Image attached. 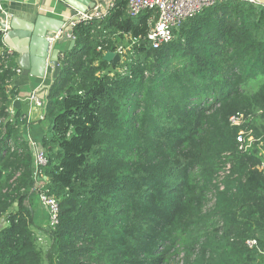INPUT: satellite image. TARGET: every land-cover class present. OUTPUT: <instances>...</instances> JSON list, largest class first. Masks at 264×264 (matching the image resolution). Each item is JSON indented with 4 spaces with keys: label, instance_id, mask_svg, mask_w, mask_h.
Returning <instances> with one entry per match:
<instances>
[{
    "label": "trees",
    "instance_id": "1",
    "mask_svg": "<svg viewBox=\"0 0 264 264\" xmlns=\"http://www.w3.org/2000/svg\"><path fill=\"white\" fill-rule=\"evenodd\" d=\"M126 9L115 0L72 29L38 120L37 190L27 116L8 112L17 67L0 53V264H264L246 246L264 247V6L215 2L112 68L103 54L145 37L152 16ZM39 192L58 206L46 250L32 230Z\"/></svg>",
    "mask_w": 264,
    "mask_h": 264
},
{
    "label": "built area",
    "instance_id": "2",
    "mask_svg": "<svg viewBox=\"0 0 264 264\" xmlns=\"http://www.w3.org/2000/svg\"><path fill=\"white\" fill-rule=\"evenodd\" d=\"M218 1L223 0H126V10L130 18H136L143 12H151L152 16L148 20V31L145 37L133 38L129 34L123 35V38L127 44H119L116 46L115 51H113L120 57V60L117 64H124V62L126 61V56L128 53H130L129 51L132 46L135 43L139 42L141 39L146 40L153 49H157L161 45L169 42L173 37V29L179 27L186 19L193 17L205 7L210 6ZM79 17V20L71 23L72 27H74L75 24L79 22L92 21L94 18H100L99 14H82ZM7 19V13L3 8L2 4L0 3V25L7 23ZM6 30V26L4 28H1L0 26L1 38L6 33ZM57 35L59 34H56V36ZM1 43H3L2 40ZM97 51H101V48L98 47ZM0 53L12 55L10 49L3 50L0 48ZM122 70V68H117V71L119 73H123ZM19 72L20 70L16 69V73ZM17 100L19 99L17 98ZM22 101H25L27 102V104L39 109L41 112V119L45 108V101L43 99H41L37 94L32 92ZM8 112L9 115L12 117L11 111L9 109ZM229 122L233 126H238L241 122V116L230 117ZM252 140V137L245 136L242 131H240L237 135L239 149L242 151H245L250 146ZM27 141L33 157V175L36 180L34 189L37 190L43 184V179L41 180V169L46 165L47 159L38 141L32 138H28ZM260 170H263V168L260 167ZM228 171L229 168L222 171L219 174V179L221 180L224 175L228 174ZM38 200L41 206L48 213L49 220L47 229L54 227V225L56 224V214L58 208L56 200L43 192H39ZM246 246L249 249L255 250L259 255L264 256V247H261L255 239H250L246 241Z\"/></svg>",
    "mask_w": 264,
    "mask_h": 264
},
{
    "label": "water",
    "instance_id": "3",
    "mask_svg": "<svg viewBox=\"0 0 264 264\" xmlns=\"http://www.w3.org/2000/svg\"><path fill=\"white\" fill-rule=\"evenodd\" d=\"M2 1V0H1ZM8 1V0H3ZM264 6V0H245ZM68 6L70 22L80 19V15L88 14L91 9L90 0H64ZM33 16L28 21H21L17 18L7 20L1 28L7 27L6 33L2 37L5 46L18 56V68L23 76H30L43 79L46 68L51 69L49 87L54 83L60 74L59 54L56 48L58 43L69 42V50L74 46L72 37V26L67 25L63 20L40 13L30 12ZM56 34H59L56 36ZM103 60L110 63L114 68L119 62L120 57L114 52H106ZM41 99H46L41 97ZM13 107L21 109L26 114L29 105L21 106L19 100L14 101ZM4 221L1 220L0 229Z\"/></svg>",
    "mask_w": 264,
    "mask_h": 264
},
{
    "label": "crops",
    "instance_id": "4",
    "mask_svg": "<svg viewBox=\"0 0 264 264\" xmlns=\"http://www.w3.org/2000/svg\"><path fill=\"white\" fill-rule=\"evenodd\" d=\"M115 0H90L91 9L89 10L88 14H99L100 18L94 19H101L103 16L106 15L109 8L112 7ZM3 8L7 13V20L11 18H17L21 21H28L33 18L30 15V12L40 13L42 15L51 16L56 19L63 20L67 25H71L72 22L68 6L64 3V0H8V1H1ZM1 26V25H0ZM73 29V27H72ZM2 40V38H1ZM124 40V39H123ZM125 42V40H124ZM127 44V43H126ZM1 49L9 50L4 43H1ZM56 48L60 51L59 57L69 51V42L65 41L62 43H58ZM13 61L18 68V56L13 53ZM118 64H116L117 66ZM20 70V69H19ZM51 78V69L48 67L45 71V76L43 79H37L30 76H23L21 74V70L17 73L16 77L12 80L10 87H13L18 91V99L21 103V106L29 105L27 102L22 101L25 97H27L32 92L37 94L40 98H44L49 89ZM44 100V99H43ZM17 101V99L15 100ZM14 103V102H13ZM13 103L9 106V110L11 111L12 116L14 115V111L17 110L13 107ZM21 110V109H20ZM22 112V111H21ZM27 125L23 128L24 136L28 138H32L38 142H40L41 136L43 131L38 124V120L40 119L41 112L39 109L35 108L32 105H29L28 112L26 114ZM35 213H34V220L41 222L42 218L38 214H36L40 210V205L36 203L34 206ZM36 224V225H35ZM34 225L38 227V223L36 222ZM47 229V227H44ZM38 233V232H37ZM39 237V236H37ZM40 238V237H39Z\"/></svg>",
    "mask_w": 264,
    "mask_h": 264
},
{
    "label": "rangeland",
    "instance_id": "5",
    "mask_svg": "<svg viewBox=\"0 0 264 264\" xmlns=\"http://www.w3.org/2000/svg\"><path fill=\"white\" fill-rule=\"evenodd\" d=\"M38 202V204L40 205V210L36 213V214H38L39 216H41V218H42V221L41 222H39V221H36L37 223H38V227H36L35 225V220H34V226L32 227V230H33V232H34V234H35V236H39L40 238H38L37 237V239H38V241H41V243L42 244H40V247L43 249V250H46V248L48 247V245H49V241H48V239H47V237H46V235H44V233H43V229H44V227H48V220H49V218H48V213L46 212V210L41 206V204H40V202L39 201H37ZM38 232V233H37ZM46 237V238H45ZM40 242H38V244H39Z\"/></svg>",
    "mask_w": 264,
    "mask_h": 264
}]
</instances>
